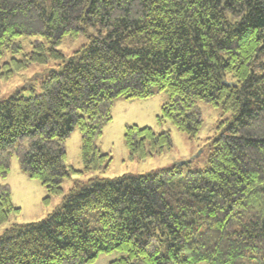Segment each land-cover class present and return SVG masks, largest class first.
<instances>
[{
	"label": "trees",
	"instance_id": "obj_1",
	"mask_svg": "<svg viewBox=\"0 0 264 264\" xmlns=\"http://www.w3.org/2000/svg\"><path fill=\"white\" fill-rule=\"evenodd\" d=\"M95 33H92V32ZM88 36L68 58L64 38ZM0 79L31 64L60 61L41 91L0 100V177L15 157L46 190L63 192L73 173L106 168L97 140L115 99L168 93L158 121L189 136L202 116L197 100L221 107L208 164L190 160L143 174L76 180L46 218L13 223L0 235V264H264V0H0V57L21 52ZM78 130L82 169L67 164ZM131 159L170 149L169 130L126 125ZM148 147V148H147ZM0 185V225L17 213Z\"/></svg>",
	"mask_w": 264,
	"mask_h": 264
},
{
	"label": "rangeland",
	"instance_id": "obj_2",
	"mask_svg": "<svg viewBox=\"0 0 264 264\" xmlns=\"http://www.w3.org/2000/svg\"><path fill=\"white\" fill-rule=\"evenodd\" d=\"M34 39H40V37L23 36L18 38L22 47L21 52L5 51L0 57V65L11 62L12 57L21 59L24 53H29L32 50ZM87 42V35L77 38L66 37L58 48L68 58ZM60 65V61L50 59L44 64H31L26 69L15 71L7 79H0V100L17 92L28 97L32 94V90L41 91L40 83L46 73L50 69H60ZM153 90V94L147 98L125 99L119 97L115 99L112 106V119L105 125L102 135L97 140L100 150L111 157L108 166L89 173L71 174L70 178L63 181V192L52 196L49 202L43 200L46 196L45 188L38 180L31 179L22 172L17 159L13 157L8 175L4 179L0 177V185L3 183L10 185L11 200L20 209L17 213H12L7 222L0 225V235L13 223H26L46 218L53 209L62 205L63 196L68 193L76 180L84 181L89 177L114 178L126 173L143 174L151 170L168 168L187 160H190V163L185 171L205 167L211 152V142L217 134L216 127L220 120L229 118L231 114L224 113L221 107L197 100L202 124L196 135L189 136L185 132L179 131L170 121H158L157 117L161 107L168 100V93L158 90L155 86ZM131 124L142 127L150 126L156 132L169 130L173 142L171 148L143 159H131L124 139L125 127ZM80 147V133L75 130L66 141V150L67 164L76 170H81L83 167ZM124 255L125 253L121 251L100 253L96 260L89 264H109L110 261Z\"/></svg>",
	"mask_w": 264,
	"mask_h": 264
}]
</instances>
